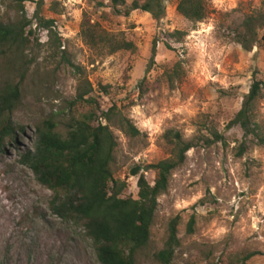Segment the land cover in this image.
I'll return each instance as SVG.
<instances>
[{
  "label": "rangeland",
  "instance_id": "rangeland-1",
  "mask_svg": "<svg viewBox=\"0 0 264 264\" xmlns=\"http://www.w3.org/2000/svg\"><path fill=\"white\" fill-rule=\"evenodd\" d=\"M124 1L125 7H114L111 0L24 4L35 30L31 41L37 42L27 54L34 61L12 117L23 130L0 151V264H99L83 229L52 213L53 193L20 160L32 150L35 126L42 120L87 112L100 117L112 107L140 132L133 139L111 127L117 142L111 170L116 181L125 183L123 197H137L138 177L130 175L135 166L153 184L155 173L145 167L171 156L163 137L167 131L185 140L211 138L216 131L224 139L191 149L171 173L167 191L157 200L149 243L136 264H160L154 255L164 248L172 221L178 244L170 264H242L249 253L254 256L244 264H264V141L258 144L244 138L239 127H228L253 80L264 83V28L249 51L232 39L264 0H205L208 14L199 23L179 15L176 0L165 2L158 21L139 10L124 16L131 0ZM36 15L54 21L59 48L47 31L36 28ZM16 17L11 2L0 0V18ZM83 27L130 41L135 50L108 54L92 47L81 34ZM175 31L183 33L180 39L171 36ZM1 65L0 85L6 76ZM142 80L145 88H140ZM85 83L92 89L85 96L92 99L89 103L75 100L78 90H87L80 89ZM105 86L107 93L101 90ZM254 121L264 140V92L255 104Z\"/></svg>",
  "mask_w": 264,
  "mask_h": 264
},
{
  "label": "trees",
  "instance_id": "trees-1",
  "mask_svg": "<svg viewBox=\"0 0 264 264\" xmlns=\"http://www.w3.org/2000/svg\"><path fill=\"white\" fill-rule=\"evenodd\" d=\"M9 1L17 17L0 18V61L6 73L0 85V151L6 141L14 140L16 133L23 130L13 122L12 117L21 102L22 85L34 61L33 57L27 58V54L35 50L37 42L36 39L35 44L31 41L35 30L31 29L32 23L25 16L24 4L28 0ZM166 1L131 0L123 15L128 16L129 12L139 10L158 21L164 15ZM176 1L177 13L190 22H202L208 14L205 0ZM111 2L114 7H125L124 0ZM35 20L36 28L47 31L49 38H54L59 48L60 40L53 31L54 21L44 20L37 15ZM83 28L81 34L86 43L92 47L101 46L108 54L135 50L130 41L96 33L92 27ZM263 28L264 1L259 9L245 16L241 29L232 34V39L249 51ZM182 35V32L175 31L171 36L180 39ZM260 41L264 43V35ZM154 52L155 46L152 48V60ZM67 64L74 68L71 62ZM139 85L145 88V81L142 80ZM84 86H87V90H78L75 100L89 103L92 99L85 96L92 89L89 83L80 86V89H85ZM101 90L107 93L106 86L101 87ZM263 92L264 83L253 80L240 109L228 124V127H239L244 138L252 137L258 144H263L264 140L260 127L254 121V109ZM100 119L104 122H100ZM111 127L133 139L140 136L133 123L117 112L115 107L102 112L100 117L87 112L77 117L68 116L61 121L44 119L35 126L33 148L21 156L20 163L31 170L40 185L53 193L49 203L52 213L61 221L83 229L91 241L99 264H136L137 254L149 243L157 200L167 191L171 173L185 163L186 154L191 149L209 148L224 139L216 131L210 132L211 138L198 136L190 140L183 139L179 132L167 131L163 137L171 147V156L145 167V170L155 173L153 184L146 181L139 166L130 170L132 177H138L137 197L133 199L122 196L125 183L113 177L111 165L117 142ZM244 150L242 144L238 155ZM192 223L193 220L188 224L189 231ZM177 244L176 227L172 221L164 248L154 255L155 260L160 264H170ZM253 256L254 253L245 255L242 264Z\"/></svg>",
  "mask_w": 264,
  "mask_h": 264
}]
</instances>
